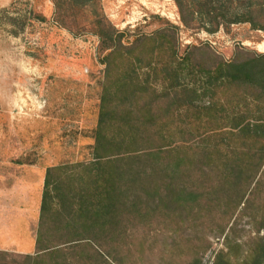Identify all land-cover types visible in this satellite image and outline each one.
<instances>
[{
    "label": "rangeland",
    "instance_id": "1",
    "mask_svg": "<svg viewBox=\"0 0 264 264\" xmlns=\"http://www.w3.org/2000/svg\"><path fill=\"white\" fill-rule=\"evenodd\" d=\"M117 28L152 32L162 19L180 26L183 45L208 44V64L241 47L264 52V32L249 23L216 33L190 30L174 0H98ZM54 0H0V251L4 264H227L246 259L264 234V183L242 204L219 191L206 167L178 180L199 189L195 203L171 204L163 194L130 197L122 221L101 235L57 237L62 251L39 260L36 238L46 170L92 157L105 67L90 11L70 10V28L56 18ZM77 14L75 19L69 16ZM162 19H159V17ZM264 181V176H262ZM163 189V188H162ZM252 192V193H251ZM81 236V237H79Z\"/></svg>",
    "mask_w": 264,
    "mask_h": 264
},
{
    "label": "trees",
    "instance_id": "2",
    "mask_svg": "<svg viewBox=\"0 0 264 264\" xmlns=\"http://www.w3.org/2000/svg\"><path fill=\"white\" fill-rule=\"evenodd\" d=\"M182 25L216 33L249 23L264 32V0H174ZM56 18L70 28L66 10L92 8L105 67L92 157L49 166L42 193L36 254L60 253L54 239L101 235L122 221L130 197L163 194L171 204L195 203L201 194L178 180L201 167L215 171L219 191L243 203L251 185L264 183V52L237 49L212 64L208 44L183 45L180 26L163 20L152 32L117 28L98 0H54ZM77 14L71 13L72 20ZM163 188V189H162ZM251 192V193H252ZM264 229V213L262 214ZM81 237V236H79ZM8 254L0 251V264ZM215 264H218L216 262ZM264 264V234L246 259Z\"/></svg>",
    "mask_w": 264,
    "mask_h": 264
}]
</instances>
